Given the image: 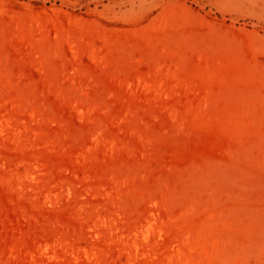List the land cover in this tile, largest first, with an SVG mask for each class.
Instances as JSON below:
<instances>
[{"label":"rangeland","instance_id":"obj_1","mask_svg":"<svg viewBox=\"0 0 264 264\" xmlns=\"http://www.w3.org/2000/svg\"><path fill=\"white\" fill-rule=\"evenodd\" d=\"M0 264H264V0H0Z\"/></svg>","mask_w":264,"mask_h":264}]
</instances>
